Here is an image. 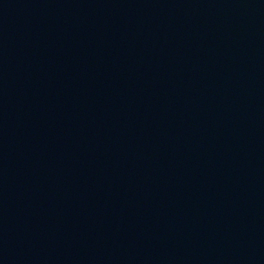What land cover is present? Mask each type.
<instances>
[{
	"label": "water",
	"instance_id": "95a60500",
	"mask_svg": "<svg viewBox=\"0 0 264 264\" xmlns=\"http://www.w3.org/2000/svg\"><path fill=\"white\" fill-rule=\"evenodd\" d=\"M0 264H264V0H0Z\"/></svg>",
	"mask_w": 264,
	"mask_h": 264
}]
</instances>
